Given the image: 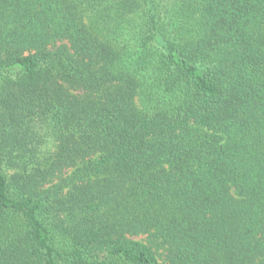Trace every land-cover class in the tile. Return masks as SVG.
Wrapping results in <instances>:
<instances>
[{
    "label": "trees",
    "instance_id": "1",
    "mask_svg": "<svg viewBox=\"0 0 264 264\" xmlns=\"http://www.w3.org/2000/svg\"><path fill=\"white\" fill-rule=\"evenodd\" d=\"M0 264H264V0H0Z\"/></svg>",
    "mask_w": 264,
    "mask_h": 264
}]
</instances>
